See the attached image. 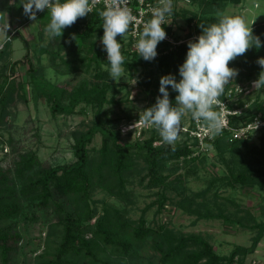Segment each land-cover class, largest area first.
I'll return each mask as SVG.
<instances>
[{
	"label": "trees",
	"instance_id": "obj_1",
	"mask_svg": "<svg viewBox=\"0 0 264 264\" xmlns=\"http://www.w3.org/2000/svg\"><path fill=\"white\" fill-rule=\"evenodd\" d=\"M30 1L16 0V5L27 8V3ZM240 1L197 0L199 14L195 15L196 17L186 14L184 16L192 27L183 37L182 43L172 48L168 43L158 41L150 45V31L142 30L143 36L140 38L138 51L129 48L133 42L128 34L129 25L121 18L116 19L115 37L125 35L126 38L119 40L120 47L116 50L112 47L114 40L110 44L106 43V19L102 16L101 6H96L86 16H63L57 4L46 8L53 10L47 23L53 27V23L58 22L61 25H58V29L66 32L64 35L57 30L56 34L69 37L71 35L67 32L73 31L76 43L79 47L85 48L90 60L97 62L99 57L106 54L105 59L109 65L118 61L127 71L136 70L138 67L145 71L144 88L148 90L152 87L149 89L151 100L146 109L150 119L159 129L152 130L151 135L142 141L122 142L120 122L123 118H132L130 110L133 106L121 109L124 112L122 118L109 117L108 112L112 109L104 110L103 106L105 103H117V101L107 98L109 88L107 82L96 80L90 84L82 81L68 89L66 86L46 81L36 73L29 62L27 71L29 81L35 89L34 92L39 91L38 95L50 102V110L53 114L72 113L78 104L84 103L95 107V120L87 130L74 135L72 148L75 160L73 162L49 166L43 164L34 152L26 151L17 154L15 158L12 157L4 165L0 163V264H13L17 254L21 235L15 230V221L20 217L33 218L37 210L52 212L57 218L54 223L49 224L48 235L53 229L61 232L59 241L54 247V258L49 259L46 262L48 264H82L83 260H87L88 264H244L246 257L255 251L264 235V219L257 221L254 213L251 212V207L239 204L233 199H229V202L235 206L231 216L226 214L224 207L216 204V201L214 202L216 211L213 212L205 202L198 203L196 197L205 195L216 183V188L218 183L230 187L235 185L264 187V168L249 167L244 164L243 169L233 172L232 166L226 164V174L212 175L205 189L196 192L190 198L183 199L181 195V198L175 202V208L195 215L197 219L218 218L239 228L254 231L249 245L235 244L228 254L217 253L213 244L200 234L184 233L173 229L169 226L170 220L163 221L158 218L156 224H149L144 213L150 205H146L137 220H130L125 216L123 208L105 200H98L101 207L97 212L94 205L97 201L91 196L96 189H99L121 202H131V191L126 188V185L137 170H145L139 182L147 178V187H158L157 198L150 204H156V214L161 215L167 212L165 191L171 189L172 180L167 182L162 172L168 167L169 162L194 158L193 152L197 146V140L191 137L188 131H182L184 138L173 145L155 144L156 141H162L164 137L173 135L166 130L159 119V111L156 110L159 98H164L166 113L171 121L176 123V129L180 130L179 127L183 126L179 100L187 95H191L192 102L188 128H194V119L197 114L201 123L209 124L217 109L202 106L197 102L199 99L206 98L203 92L192 94L197 89V84L190 89L185 87L186 67L189 64L194 67L196 52L200 47V42L194 36L207 42L215 41L221 26V17L218 14L228 3L238 4ZM166 13L171 14L172 11L164 12ZM79 20L84 21V28L80 33H78ZM158 30L170 31L171 24L161 25ZM14 34L21 38L28 50L26 38L19 31ZM95 36L101 37L100 43L93 39ZM175 38L179 39L177 35ZM259 47L264 51V38ZM227 51L223 47L222 52ZM262 52H259L258 48L254 49L253 53L245 58V63L247 64V60L251 58L256 59L263 55ZM208 56L205 72L211 78L212 70L208 69L210 62ZM152 66L163 73L162 78L155 83H152ZM242 68L244 66L239 62L228 58L222 65L215 68V71H222L220 83L217 84L218 97L221 100L226 99L228 89L236 86L232 80L222 82L223 77L233 69L238 75L237 79H234L237 85L242 86L250 81L261 84L260 89L253 96L244 100L239 98L240 106L246 101L251 103L243 115L233 116L230 119L231 127L244 123L248 116L253 114L260 113L264 116V97L262 96L264 94V62L253 69ZM0 70L1 125L7 123V117L10 114L8 104L13 101L15 84L13 81L6 82L7 75L3 74V66ZM18 87L24 89L22 84ZM162 130H165L163 137L159 135ZM97 132L101 135V143L96 153L91 155L88 145ZM217 132L209 143L216 149L221 159H224V151H233L239 145L248 143V139L230 140L231 133L227 129H217ZM258 139L264 150V131ZM178 179L179 182L182 181L180 177ZM214 196L218 195L214 192ZM91 219H94L92 223H90ZM147 242H150L151 248L159 255L156 261L151 259L142 261L141 250ZM41 256L43 255H38V257Z\"/></svg>",
	"mask_w": 264,
	"mask_h": 264
},
{
	"label": "rangeland",
	"instance_id": "obj_2",
	"mask_svg": "<svg viewBox=\"0 0 264 264\" xmlns=\"http://www.w3.org/2000/svg\"><path fill=\"white\" fill-rule=\"evenodd\" d=\"M36 4L37 0L35 2L31 0L27 3V8L24 6L20 8L16 5V0H0V53L2 52L0 69L4 67L3 74L7 75L6 82L13 81L15 84L13 101L8 104L10 114L7 117V123L0 125V163L4 165L12 157L15 158L17 154L26 151L34 152L43 164L49 166L73 162L75 160L72 148L74 135L87 130L95 120V107L84 103L78 104L72 113L53 114L50 110V102L38 95L39 91L34 92L33 84L28 77L29 62L36 73L46 81L66 86L68 89L82 81L90 84L96 80L107 82L109 86L107 98L117 101V103L104 104V110L112 109L108 112L109 117L122 118L124 112L121 109L133 106L130 110L132 118H123L120 122L122 142L142 141L151 135L152 130H158V126L150 119L146 109L151 100L149 89L152 87L148 90L144 88L145 71L141 67L127 71L118 61L109 65L105 59L106 54L99 57L97 62L90 60L85 48L79 47L76 43L73 31L67 32L72 37L60 36L56 34L57 30L61 31V34H66L58 29L61 25L54 22L51 27L47 23L53 10L45 9L35 17ZM165 9L172 11L171 28L179 38H183L192 27L185 20V14L194 17L199 14L197 0H167ZM218 15L221 17V26L217 32L218 38L209 47L208 69L215 70L226 58L239 62L246 69H253L263 64L264 51L259 46L264 38V0H241L238 4L228 3ZM78 22V33H80L84 28V21ZM18 31L26 38L28 50L21 38L14 34ZM121 38L125 39L126 36L119 35L112 42L115 50L120 47ZM93 39L98 43L101 41L100 36H95ZM223 47L228 51L222 52ZM257 48L259 52L263 51V55L247 60L246 64L247 55H251ZM151 68H153L152 83L158 82L163 73L155 66ZM186 74L185 87L190 89L197 84L198 89L197 76L190 64L186 67ZM237 77L233 69L223 77L222 82L232 80L237 85L234 80ZM19 84H22L24 89H20ZM197 89L192 94H196ZM262 96L264 97V94ZM236 97L245 98L244 94ZM190 98L191 95H187L179 100L183 123V126L179 127L180 130L176 129V123L172 122L167 115L164 98H159V104L156 107L159 111V119L166 130L173 135L164 137L162 141H156L155 144L173 145L184 138L183 128L188 127L190 123L189 113L192 108ZM164 132L165 130L160 131L159 135L163 137ZM100 143L101 135L97 132L88 145L91 155L96 153ZM193 153L195 157L192 159L169 162L168 167L162 172L167 182L172 180L171 189L165 191L168 204L166 213L156 214V204H150L157 198L158 187H147V178L139 182L145 170H137L126 185V188L131 191V202H121L104 190L96 189L91 195L92 199L97 201L94 204L96 211L99 212L101 207L98 200H105L123 208L128 219L137 220L146 205H150L144 213L149 224H156L158 218L163 221L170 220V227L184 233L200 234L213 244L215 251L219 254H228L235 244L249 245L254 231L239 228L218 218L197 219L195 215L187 214L174 206L181 195L183 199L190 198L196 192L205 189L212 175L226 174V164L232 166L233 172L243 169L244 164L249 167L264 168V150L259 144L258 135H251L248 143L239 145L236 150L224 151V159L218 156V152L210 143L203 144L201 147L196 146ZM178 177L182 179L181 182ZM216 186L217 183L205 195L197 196L196 201L205 202L213 212L216 211V204H219L224 207L226 214L232 216L235 206L229 202V199H233L239 204L251 207V212L254 213L257 221L264 219V208H262L264 207V187L257 185L230 187L219 185V183L217 188ZM214 192L218 196H214ZM200 208L204 209L201 206ZM56 220L52 212L37 210L33 218L20 217L15 221V230L19 232L21 238L13 264H48L46 262L54 258V247L59 241L61 232L53 229L48 235V229L49 224ZM93 221L94 219H91L90 223ZM40 254L43 256L38 257ZM141 255L143 262L150 259L156 261L159 256L151 248L150 242L144 245ZM82 264H88L87 260H83ZM244 264H264V235L255 251L246 257Z\"/></svg>",
	"mask_w": 264,
	"mask_h": 264
},
{
	"label": "built area",
	"instance_id": "obj_3",
	"mask_svg": "<svg viewBox=\"0 0 264 264\" xmlns=\"http://www.w3.org/2000/svg\"><path fill=\"white\" fill-rule=\"evenodd\" d=\"M167 0H37V9L35 15L42 10L57 4L63 16L90 14L96 6L103 8L102 16L105 17V36L106 43L110 44L117 32L116 19L121 18L129 25L128 34L132 37V44L129 48L140 50V38L143 36L142 30L150 31V45L154 41L168 43L170 48L179 45L184 41L183 38L176 39L173 28L170 31H160L158 27L161 25L171 24L170 13L164 14L168 10L166 8ZM74 2V3H71ZM172 32L174 34H172ZM200 42L195 57L194 71L198 78V94L205 93L204 99L197 102L202 106L214 107L217 109L213 114V119L206 125L201 123L198 114L194 119V128L184 127L183 130L188 131L189 135L197 140V146L209 143L217 132V129H227L231 133L230 140L233 139H249L253 134L260 136L264 131V116L257 113L248 116L246 121L237 127L230 126V119L233 116H241L251 102L246 101L242 106L238 104L237 95L244 94L243 99L253 96L261 87L257 81H250L242 86L236 85L234 88L228 89L226 99L221 100L218 97L219 90L217 84L220 83L222 71L211 72V78L205 72V64L209 54V47L214 41L207 42L196 36ZM2 47V46H1ZM241 98V97H240Z\"/></svg>",
	"mask_w": 264,
	"mask_h": 264
}]
</instances>
